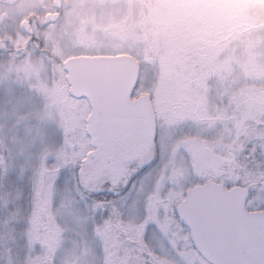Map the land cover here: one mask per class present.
<instances>
[{
	"label": "rangeland",
	"instance_id": "374dc122",
	"mask_svg": "<svg viewBox=\"0 0 264 264\" xmlns=\"http://www.w3.org/2000/svg\"><path fill=\"white\" fill-rule=\"evenodd\" d=\"M37 1L0 0V264H135L128 241L136 238L95 224L96 201L77 177L90 149L89 105L68 93L61 63L70 56L139 62L134 94L150 98L161 159L148 165L167 166L161 190L170 183L177 196L189 186V161L173 158L176 140L190 136L223 155L237 115L239 139L250 144V160L237 163L253 184L246 208L264 211V134L255 124L264 121V0H62L58 21L26 34L23 19L52 10L51 0L39 1L43 9ZM108 16L118 28L98 33ZM172 164L182 175L169 180Z\"/></svg>",
	"mask_w": 264,
	"mask_h": 264
},
{
	"label": "flooded vegetation",
	"instance_id": "af4514ba",
	"mask_svg": "<svg viewBox=\"0 0 264 264\" xmlns=\"http://www.w3.org/2000/svg\"><path fill=\"white\" fill-rule=\"evenodd\" d=\"M3 1L10 3L13 0ZM39 1L31 4L43 9L42 2ZM51 6L52 10L39 12L37 9L32 17L23 19L20 22L23 31L26 34H31L34 27L41 29L58 21L61 16L62 0L59 1L58 7H55L54 1L51 0ZM80 11L81 8L78 9L77 16L80 15ZM49 14L55 16L51 21H46V16ZM110 21L111 17L108 16L105 27L96 25L97 32L109 31L112 34L118 25L108 23ZM261 25L259 24V26ZM75 56L93 57L101 55ZM137 81L138 76L131 91L130 99L138 97L134 94ZM233 105L236 106V103ZM233 108L237 109L236 107ZM155 118L157 123V117L155 116ZM232 119L234 120L235 131L223 155H214L206 144L201 146L190 136L176 140L173 145L175 150L173 158L176 161L175 157L184 154L189 161V186L185 187L180 196H177L176 192L169 187L170 183L161 190L165 178L163 171L167 166H162V168L159 164L152 168L148 165L153 162L156 164L158 160L161 161L156 156L157 150L154 143L156 137L154 128L157 130L155 121L152 132L144 125L145 120L142 117L125 115L117 118L111 116L106 120L104 131L97 132L92 137L94 145L91 144L92 138H89L90 149L88 152L95 153L86 166L81 165L79 167L77 171L79 183L84 187L85 193L89 194L90 201H96L95 211L93 208L91 210L96 225H104L103 223L106 222L107 227H115L123 236H126L125 232H127L128 237L136 238L128 241L131 253L136 256L135 264H208L194 250L189 229L180 222L176 208L184 199L188 189L202 185L213 186L218 193L242 190L246 195L245 204L251 199V186L253 184L247 179H243L237 166L241 156L249 159L250 155L247 154L249 149L246 147L250 144L244 143L242 145L237 129V115L232 116ZM93 121H98V119L95 118ZM255 124L260 125V132L257 131V136L261 132L264 134V121ZM254 154L259 156V151L257 150ZM153 155L156 156L155 159H153ZM250 163L247 165L250 168L249 172L253 174L255 169L252 162ZM170 167L174 171L168 174L169 180L177 175H182V168L179 172L176 170V165L172 164ZM150 169L155 170L154 173L158 174L156 176L157 181L151 185V188L149 186L146 188V184L142 180L146 171ZM158 193L161 195L167 193V195L159 198L156 196ZM154 205L157 208H153ZM124 207L125 211L122 212ZM130 211L136 212L130 214ZM124 222L128 223V230L122 224ZM91 230L92 235L95 238L98 237V230L92 228ZM100 233H104V231ZM142 260H146V262Z\"/></svg>",
	"mask_w": 264,
	"mask_h": 264
},
{
	"label": "water",
	"instance_id": "95a60500",
	"mask_svg": "<svg viewBox=\"0 0 264 264\" xmlns=\"http://www.w3.org/2000/svg\"><path fill=\"white\" fill-rule=\"evenodd\" d=\"M60 0H54L58 7ZM54 14L46 16L51 21ZM68 91L74 98L85 97L90 106L85 132L94 136L103 132L106 120L114 116L144 118L153 130L154 115L149 97L131 100L138 63L128 55L70 57L62 63ZM97 118L98 121H93ZM92 145L94 139L92 138ZM95 152L86 154L87 164ZM244 191L218 193L213 186L187 190L176 208L182 224L189 229L195 250L209 264H264V212L245 209Z\"/></svg>",
	"mask_w": 264,
	"mask_h": 264
},
{
	"label": "trees",
	"instance_id": "16d2710c",
	"mask_svg": "<svg viewBox=\"0 0 264 264\" xmlns=\"http://www.w3.org/2000/svg\"><path fill=\"white\" fill-rule=\"evenodd\" d=\"M1 220H4V219H3V218H1V219H0V221H1Z\"/></svg>",
	"mask_w": 264,
	"mask_h": 264
}]
</instances>
